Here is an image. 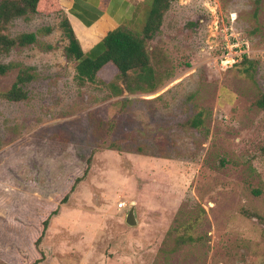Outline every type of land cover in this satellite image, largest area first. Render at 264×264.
<instances>
[{"label": "rangeland", "instance_id": "1", "mask_svg": "<svg viewBox=\"0 0 264 264\" xmlns=\"http://www.w3.org/2000/svg\"><path fill=\"white\" fill-rule=\"evenodd\" d=\"M65 19L10 26L36 42L2 62L35 78L26 100L0 98V264H264V0H174L148 43L158 88L119 97L114 69L77 79Z\"/></svg>", "mask_w": 264, "mask_h": 264}, {"label": "trees", "instance_id": "2", "mask_svg": "<svg viewBox=\"0 0 264 264\" xmlns=\"http://www.w3.org/2000/svg\"><path fill=\"white\" fill-rule=\"evenodd\" d=\"M173 1L149 0L148 17L139 31L121 25L109 31L87 54L83 52L69 22L66 19L63 20L61 27L68 40V45L64 49L65 57L67 60L75 62L77 79L91 83L100 82L99 78L104 70L114 69L115 80L107 85L114 97L155 91L159 86V81L148 43L160 32L164 17ZM40 12H62L59 0H0V78L15 68H19L11 87L7 91H0V98L6 101L21 102L26 100L28 98L27 86L35 78L32 67H21L19 64L2 62V58L14 48H25L36 42L35 33L12 35L10 26L16 19H27L30 15ZM256 15L257 11H255ZM45 31L49 33L51 29L48 28ZM248 63L250 65L243 70V73L246 76H251L254 67L252 62ZM253 104L264 110V94L258 93ZM203 113L204 111L200 110L184 125L193 129L200 128L203 124ZM113 145L114 143L110 142L105 147L110 149ZM89 162L90 160L87 161L88 164ZM79 181L80 179H77L74 185ZM67 196L61 200V203L65 202ZM55 212L53 211L52 214ZM250 216L259 218L256 214ZM47 225L48 220L46 219L42 223L43 231L35 245L41 241ZM176 241V245H180L186 241H192V238L189 237L185 240L180 237Z\"/></svg>", "mask_w": 264, "mask_h": 264}, {"label": "crops", "instance_id": "3", "mask_svg": "<svg viewBox=\"0 0 264 264\" xmlns=\"http://www.w3.org/2000/svg\"><path fill=\"white\" fill-rule=\"evenodd\" d=\"M59 4L86 54L109 31L121 25H142L138 14L144 4L141 0H59Z\"/></svg>", "mask_w": 264, "mask_h": 264}, {"label": "water", "instance_id": "4", "mask_svg": "<svg viewBox=\"0 0 264 264\" xmlns=\"http://www.w3.org/2000/svg\"><path fill=\"white\" fill-rule=\"evenodd\" d=\"M125 223L131 227L137 224L136 216H135V209H134V202L132 203L131 208L129 209V211L127 212L125 216Z\"/></svg>", "mask_w": 264, "mask_h": 264}, {"label": "built area", "instance_id": "5", "mask_svg": "<svg viewBox=\"0 0 264 264\" xmlns=\"http://www.w3.org/2000/svg\"><path fill=\"white\" fill-rule=\"evenodd\" d=\"M121 207H123V204H121Z\"/></svg>", "mask_w": 264, "mask_h": 264}, {"label": "bare ground", "instance_id": "6", "mask_svg": "<svg viewBox=\"0 0 264 264\" xmlns=\"http://www.w3.org/2000/svg\"><path fill=\"white\" fill-rule=\"evenodd\" d=\"M124 205V204H123Z\"/></svg>", "mask_w": 264, "mask_h": 264}]
</instances>
